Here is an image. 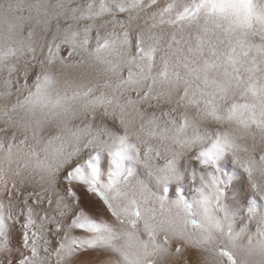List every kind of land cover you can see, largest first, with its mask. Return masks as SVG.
Instances as JSON below:
<instances>
[{
	"label": "snow or ice",
	"instance_id": "obj_1",
	"mask_svg": "<svg viewBox=\"0 0 264 264\" xmlns=\"http://www.w3.org/2000/svg\"><path fill=\"white\" fill-rule=\"evenodd\" d=\"M223 161L264 199V0H0V264H264Z\"/></svg>",
	"mask_w": 264,
	"mask_h": 264
},
{
	"label": "bare ground",
	"instance_id": "obj_2",
	"mask_svg": "<svg viewBox=\"0 0 264 264\" xmlns=\"http://www.w3.org/2000/svg\"><path fill=\"white\" fill-rule=\"evenodd\" d=\"M133 167V171L134 174L141 178L144 179L146 177V173L143 169V167L139 164V163H135L133 162V164L131 165ZM222 167H223V171L224 173L229 176V177H233V184L235 185V192L231 193L230 195L232 196H238L241 192H243L245 195V199L242 201V205L245 207H247L248 202H255L258 206L264 207V199H260L258 197L253 198L250 194L248 185L246 183H240L239 181L235 180V175L238 173H243V169L239 168L238 165H236L235 163H231L230 161H223L222 162ZM174 194V190L172 193H170V195ZM194 195V191L190 188L186 187V196L188 199H191L192 196Z\"/></svg>",
	"mask_w": 264,
	"mask_h": 264
}]
</instances>
